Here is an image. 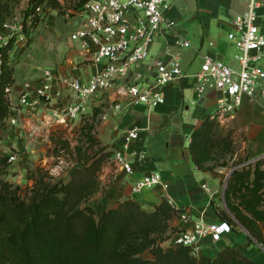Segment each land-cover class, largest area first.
I'll use <instances>...</instances> for the list:
<instances>
[{"label": "built area", "instance_id": "obj_1", "mask_svg": "<svg viewBox=\"0 0 264 264\" xmlns=\"http://www.w3.org/2000/svg\"><path fill=\"white\" fill-rule=\"evenodd\" d=\"M245 12L231 20L228 40L235 46V65H228L209 54H200V70L193 77L198 96L208 87L221 96L212 120L221 122L232 117L247 100L258 104L264 100V0H242ZM168 0H89L78 11L79 22L71 40L81 58L99 68L90 78L58 76L46 70L40 81L25 83L19 99L20 107L28 112L43 110L48 106L56 117L69 120L81 118L91 104L106 96L114 115L127 108H143L154 111L166 104V89L187 79L179 57L170 56L154 65L147 64L154 45L161 35L172 34L173 45L189 49L192 44L177 31V21L168 17ZM9 32L14 27L5 23ZM12 33L0 32V78L3 75L1 51L9 46ZM10 93V89L6 90ZM10 124L17 125L11 118ZM141 129L132 127L122 136V144L114 154V160L125 172L133 173L128 154L133 142L140 138ZM135 155V154H134ZM264 158H259L263 160ZM15 157L10 162L16 161ZM229 177V176H228ZM169 188L160 173L145 176L135 183L133 192L140 194L155 187ZM207 190V187H203ZM183 224L191 221L188 212L179 214ZM235 226L226 221L195 222L194 229L175 232L170 245L192 250L203 259L204 242H220L232 234Z\"/></svg>", "mask_w": 264, "mask_h": 264}, {"label": "crops", "instance_id": "obj_2", "mask_svg": "<svg viewBox=\"0 0 264 264\" xmlns=\"http://www.w3.org/2000/svg\"><path fill=\"white\" fill-rule=\"evenodd\" d=\"M244 12L242 0H168L166 11L168 17L175 21L186 17L187 22H192L194 30L198 32L196 34L198 43L195 47L192 45L189 49H180L173 45L172 34L161 35L147 64L154 65L158 61L169 60L170 56L179 57L188 78L167 88L166 104L154 112H148L143 108H127L122 114L112 113L115 117L105 122L103 132L110 134L108 138L111 146L107 152H112L113 155L103 165L99 175L102 187L106 186V193L93 205L98 219L106 211L126 200L137 202L146 211H153L167 200L174 209L181 211L180 213L188 212L191 216V221L187 224L181 222L179 215L175 217L170 223L172 235L181 229L193 230L195 222L199 220L207 223L224 221L218 209L220 191L231 173L217 169L201 170L196 166L189 151L193 133L201 128L205 121L210 120L216 124L221 134H230L236 142H240L242 152L246 149L247 152L250 149L251 153L263 152L264 100L258 104L246 100L232 117L221 122L212 120L221 96L212 87H208L203 96H198L195 90L198 83L193 76L200 68H191L198 64L199 55L202 53L209 54L226 64L235 61L233 58L236 49L227 40V33L231 31V20ZM262 26L264 32V21ZM177 31L185 35L181 30ZM185 38L192 44L187 37ZM229 50L233 56L230 59ZM82 62L86 61L81 58L78 51L76 60L72 62L70 69H66V73L86 80L98 72L99 68L90 62L79 67ZM261 65L264 68V61ZM15 81L13 89L19 90L21 86L16 76ZM188 90L192 91L194 99L186 102ZM50 107L52 106L40 111L42 114H31L30 122L25 124L26 127L33 131L37 128V123H44L46 114L52 117L53 110ZM184 112L190 115L184 117ZM26 120L24 119L25 122ZM29 123H32V128L28 127ZM132 127H138L142 131L140 138L131 145L128 154L134 169L133 173L129 174L117 166L114 154L121 147L123 133ZM259 158H264V154L252 161L255 162ZM153 173H160L169 188L159 186L135 194L133 192L135 183ZM204 186L207 190L203 188ZM237 231L234 229L232 234L224 236L216 244L205 240L203 260L214 259L223 249L231 247L240 250L257 264H264V250L250 243L249 234L240 231L239 228Z\"/></svg>", "mask_w": 264, "mask_h": 264}, {"label": "rangeland", "instance_id": "obj_3", "mask_svg": "<svg viewBox=\"0 0 264 264\" xmlns=\"http://www.w3.org/2000/svg\"><path fill=\"white\" fill-rule=\"evenodd\" d=\"M88 1L34 0L31 5V0H2L0 4L2 24L0 32L13 34L9 46L1 51L4 62L3 72L10 73L11 79L16 76L21 86L19 90H15L14 85L10 88V93L6 91L3 95L7 116L0 122V159H8V163L7 168L0 174V182L12 185L13 189L18 190V195L27 202L30 201L33 189L40 179L50 184L67 183L71 180L73 171L82 168L88 159L109 154L107 150L111 147L108 138L110 134H105L103 130L105 122L115 116L112 114L111 103L106 96L91 104L88 111L77 120L56 117L55 114L49 117V114H46L44 123H37V128L33 131L25 124L30 122L31 114L43 112H40L42 110L28 112L21 108L19 103L24 84L40 81L46 70H51L62 77L79 78L66 71L76 60V53L79 51L77 45L71 40V35L79 22L77 13ZM182 19L177 20V29L181 30L195 47L198 43L196 36L198 32L194 30L192 22H187L186 17ZM5 23L11 24L14 30L9 32L4 29ZM230 58L233 56L229 50ZM85 64L86 62H82L79 67ZM200 64L199 59L198 64L196 63L191 69H199ZM227 64L235 65L236 63L234 61L232 64ZM185 98L186 102L194 99L191 90L186 92ZM188 115L190 114L184 112V117ZM11 118L17 120L16 126L10 124ZM24 119H27L26 122ZM31 124L29 123L28 127L32 128ZM214 133L223 141L213 140L206 153L202 152V149L197 150L204 169H217L230 174L236 168L250 165L255 172L257 163L252 160L264 154V151L251 153L250 149L249 152L246 149L242 152L241 143L236 142L230 134H221L216 124ZM191 144L190 152L193 147ZM11 157L17 160L10 162ZM262 162L260 169L264 170V161ZM236 164L239 165L235 167ZM228 178L221 187L219 213L222 219L228 216L234 221L236 232H238L237 228L246 232L228 207ZM254 179L255 177L252 176L250 189H239L237 193L230 196L229 200L238 215L243 214L254 220V227L261 231L264 237V183L262 188L257 185L254 190L252 184ZM105 193L106 186L101 185L100 191L91 198L88 205L93 207ZM248 236L258 249L264 250V246L258 245V242L251 238L250 233ZM171 237L170 231L157 242L156 246L168 248ZM145 258L152 259V255L147 252ZM198 262L199 264L208 263L202 258L198 259Z\"/></svg>", "mask_w": 264, "mask_h": 264}, {"label": "trees", "instance_id": "obj_4", "mask_svg": "<svg viewBox=\"0 0 264 264\" xmlns=\"http://www.w3.org/2000/svg\"><path fill=\"white\" fill-rule=\"evenodd\" d=\"M33 2L31 0V5ZM9 74L3 72L0 78V122L7 116L4 92L16 82ZM214 128L215 124L207 120L193 133L191 152L201 170L214 171L204 169L197 152L202 149L206 153L213 140L223 141L216 136ZM112 155L109 152L106 156L88 159L82 168L73 171L67 183L50 184L40 179L29 202L22 199L12 185L0 182V264H199L189 248L156 246L170 233V223L181 212L167 200L153 211L126 200L97 218L96 210L88 202L100 191L99 174ZM262 161L264 159L256 162L255 172L250 165L231 172L227 201L240 225L264 246V237L254 227V220L238 215L229 200L239 189H250L252 176L255 177L254 190L257 185L263 187ZM7 163L8 159H0V174ZM224 221L234 225L228 216ZM250 243L253 244V240L250 239ZM147 252L152 259L145 258ZM207 264L257 263L240 250L227 247Z\"/></svg>", "mask_w": 264, "mask_h": 264}, {"label": "water", "instance_id": "obj_5", "mask_svg": "<svg viewBox=\"0 0 264 264\" xmlns=\"http://www.w3.org/2000/svg\"><path fill=\"white\" fill-rule=\"evenodd\" d=\"M244 231H246L245 229H244ZM247 232V231H246ZM247 234H249L248 232H247ZM259 245V244H258Z\"/></svg>", "mask_w": 264, "mask_h": 264}]
</instances>
